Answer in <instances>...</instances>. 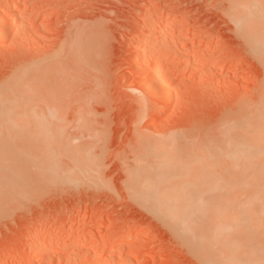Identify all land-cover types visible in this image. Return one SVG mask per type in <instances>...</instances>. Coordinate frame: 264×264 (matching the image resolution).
<instances>
[{"label": "rangeland", "instance_id": "obj_1", "mask_svg": "<svg viewBox=\"0 0 264 264\" xmlns=\"http://www.w3.org/2000/svg\"><path fill=\"white\" fill-rule=\"evenodd\" d=\"M239 13L232 0H0V89L26 68L61 59L71 70L60 88L77 81L60 100L32 103L40 117L33 112L17 130L0 128V264L28 251L42 228L60 244L14 264H199L129 189L128 174L156 171L163 156L174 164L188 152L196 175L227 173L228 164L211 156L214 143L229 120L258 104L264 80L236 26ZM5 16L17 28L8 36ZM74 31L93 34L81 40L87 59L65 49ZM146 46L173 91L168 105L136 83L132 62ZM125 235L133 254L115 255V243L102 247L100 240Z\"/></svg>", "mask_w": 264, "mask_h": 264}, {"label": "bare ground", "instance_id": "obj_2", "mask_svg": "<svg viewBox=\"0 0 264 264\" xmlns=\"http://www.w3.org/2000/svg\"><path fill=\"white\" fill-rule=\"evenodd\" d=\"M232 4L240 10L236 19L238 30L264 67V0H232ZM6 16L2 21L4 35L8 36L17 28L15 18ZM91 35L93 34L87 31H74L67 40L65 49L82 51L86 57L90 47H86L81 40L86 37L89 39ZM137 49L135 55H138L136 56L138 58L132 62L133 67L140 69V77L136 83L147 96L153 97L154 102L170 104L173 100V91L169 90L171 87L168 88L164 78L159 75L154 61V50L147 46V51L138 47ZM63 55V53L59 55L60 58ZM61 60L55 66L52 62L56 60H53L26 68L0 89L1 129L9 131L15 126H24L26 120L32 118L27 119L33 112L39 114L34 106L36 104L32 103L45 102L48 97L52 100L65 97L68 88L73 87L77 81L69 78L63 88H60L63 72L67 68ZM67 69L71 70L70 67ZM16 117H22L25 121H18ZM157 141L156 145L162 141L165 146L167 143L168 147L171 143L169 137H162L160 143ZM161 147L164 150L163 145ZM186 147L188 149V146ZM213 147L211 153L213 159L228 164L227 173L221 177L205 173L196 175L191 153L180 155L182 154L180 151L178 152L180 162L171 164L166 161L168 157L162 154V160L164 158L165 160L158 161L156 171H142L137 167L131 170L127 185L132 192L140 196L142 202L148 203L149 210L158 219L166 222V224L163 222L166 226L169 225L175 236L177 234L189 246L191 254H195L199 264H264V80L258 104L245 110L240 118L229 120V124H225ZM153 148L155 146L152 147L150 144L147 149L151 152ZM77 224H83V220ZM42 229L29 238L28 251H21L12 256L10 264L27 259L31 251L41 255L47 249L60 244L56 237L47 236L46 228ZM69 237L66 235L64 238L69 240ZM80 239L78 236L73 237L71 243L76 244ZM97 240L99 242L100 239L91 236L88 238L90 243ZM100 241L104 248L115 243L114 254L118 256L124 250H127V254L135 252L129 242V236L126 235L116 241L111 239Z\"/></svg>", "mask_w": 264, "mask_h": 264}]
</instances>
